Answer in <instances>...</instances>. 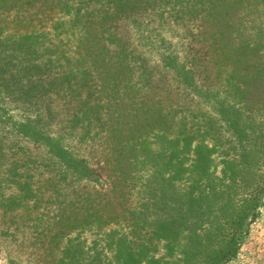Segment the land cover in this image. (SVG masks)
Here are the masks:
<instances>
[{"label": "rangeland", "instance_id": "obj_1", "mask_svg": "<svg viewBox=\"0 0 264 264\" xmlns=\"http://www.w3.org/2000/svg\"><path fill=\"white\" fill-rule=\"evenodd\" d=\"M227 1L235 14L245 15L248 34L264 28V0ZM188 2L193 1L128 0L115 10L114 0H0V264H115V242L134 225L170 219L184 226L173 251L177 263L195 237L204 241L215 232L224 197L212 211L205 204L204 216L186 214L189 187L198 179L190 169L171 178L167 163L174 148L167 142L173 130L164 139L154 123L133 132L131 122L143 107L158 119L184 117L201 133L210 130L205 140L218 144L217 176L221 158L236 157L239 139L227 120L237 115V128L244 130L251 118L231 92L233 65L217 49L216 23L200 13L202 4L194 11ZM73 14L107 17L98 27L104 28V43L125 53L132 66L117 86L96 93L94 81L79 82L81 95L69 94L67 84L59 87L44 74L47 62L59 57L66 65L69 57L85 53ZM237 34L235 29L230 37L238 45ZM222 106L228 114L220 113ZM263 121L259 114L251 126ZM250 133L242 142L254 143ZM124 147L134 179L123 180L117 169ZM260 210L227 264H264V196ZM152 253L166 252L159 246Z\"/></svg>", "mask_w": 264, "mask_h": 264}, {"label": "trees", "instance_id": "obj_2", "mask_svg": "<svg viewBox=\"0 0 264 264\" xmlns=\"http://www.w3.org/2000/svg\"><path fill=\"white\" fill-rule=\"evenodd\" d=\"M175 1L179 3L181 0ZM191 1L193 2H188L191 10L199 11V5L202 4L200 13L206 12L218 27L219 41L216 40L215 44L218 42L217 49L224 59L228 58L233 65V69L228 75L231 92L235 101L238 98L243 103V108L248 114L246 118H251V124L244 130H238L237 115L232 116V120H227L234 136L239 139L238 149L235 158H221L218 163L222 166L221 175L217 176L215 175L216 161L213 156L219 152L218 144L209 146L205 140L211 133L210 130L205 129L201 133L200 128L195 129L193 122L184 117L179 118L176 122L169 115L162 114L158 119L150 108L138 107L133 112L131 118L134 125L133 132H141L149 124L154 123L156 129L163 130L162 137L166 139L167 133L171 129L173 130L171 132L173 138L167 142L174 148L169 153L167 163V170L173 173L172 179L183 175L189 169L196 174L198 180H195L194 184L189 187L191 192L188 194V203L185 204L188 209L186 214L198 213L199 216H204L203 206L208 204L212 211L216 204L214 201H219L221 197H224L225 204L222 214L214 221L215 232L204 241L195 237L190 250L183 251L181 262L175 263L172 259L173 251L180 243L184 226L180 225V222L170 219L165 222H145L144 225H134L130 233L115 242V264H227L237 257L243 245V236L248 233L249 226L261 214L260 208L264 196V121L261 125H251L255 117L264 114V28H260L256 35L248 34L242 27L245 15L235 14L233 6L229 5L227 0L212 6H206V0ZM114 2L115 10H117L119 7L125 6L128 0H114ZM188 6L186 5L187 9ZM117 15L115 14V16ZM73 16L82 26L79 43L85 46L86 50H83L85 53L80 54V57L74 58V60L69 57L65 60L66 65L59 57L47 62L43 67L47 78L53 79L59 87L67 84V90H73L69 94L76 92L81 95L77 92L79 82L94 81L95 87L101 82L98 88L100 91L92 87L97 93L102 92L105 87L117 86L121 78L130 76L132 66L127 62L128 56L125 53L111 50L104 43V28L98 30L107 17L101 14H73ZM235 29L238 33V45L235 40L232 42L230 37L234 34ZM95 47L98 50H95ZM80 49H83L82 46L78 47L77 51ZM86 57L90 59L92 66L88 65ZM39 67L37 66V68ZM77 70L80 71L77 72ZM39 81L43 82L42 79ZM243 85L244 87L241 88ZM95 107L97 108V106ZM90 110L94 114V107ZM224 112L228 114V110L222 106L220 113ZM230 112L235 115L232 109ZM95 115H98L97 119L100 118L98 111ZM77 117L75 116V118ZM246 132L254 137L251 141L254 142L253 144L242 142V139L247 137ZM199 137L202 138L197 142ZM125 149L126 147L120 149L117 159V169L120 170V177H123V180L132 178L134 175L126 159ZM131 149L133 150L134 146ZM187 157L192 158L188 168L185 167L186 162L189 161ZM80 166L82 172L90 174L86 166L79 164L78 167ZM175 166L177 171L174 169ZM210 167L212 170H209ZM217 180L219 182H216ZM170 185L167 183V188ZM203 185L206 187L204 195L199 193ZM219 186L223 190L218 191ZM143 231H145L144 234H142ZM182 240L184 241L183 238ZM159 246L164 247L166 253L155 256L152 250L154 248V252L157 251ZM61 262L66 263V259L63 258ZM69 264L74 263L70 262Z\"/></svg>", "mask_w": 264, "mask_h": 264}]
</instances>
